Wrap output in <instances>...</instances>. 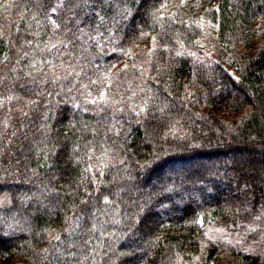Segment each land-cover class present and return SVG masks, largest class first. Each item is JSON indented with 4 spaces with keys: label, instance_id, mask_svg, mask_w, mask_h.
<instances>
[{
    "label": "trees",
    "instance_id": "obj_1",
    "mask_svg": "<svg viewBox=\"0 0 264 264\" xmlns=\"http://www.w3.org/2000/svg\"><path fill=\"white\" fill-rule=\"evenodd\" d=\"M263 249L264 0H0V264Z\"/></svg>",
    "mask_w": 264,
    "mask_h": 264
},
{
    "label": "rangeland",
    "instance_id": "obj_2",
    "mask_svg": "<svg viewBox=\"0 0 264 264\" xmlns=\"http://www.w3.org/2000/svg\"><path fill=\"white\" fill-rule=\"evenodd\" d=\"M202 22L204 23L205 28H204L203 38L200 41V46L204 54L208 57V59H211V60L218 59L217 52L219 49V45H218V39H217L216 26L210 21L207 22L205 19H202ZM4 203L5 201L3 202V204ZM224 263H225L224 257H220V259L217 261V264H224ZM252 264H264V263L258 262V263H252Z\"/></svg>",
    "mask_w": 264,
    "mask_h": 264
},
{
    "label": "snow or ice",
    "instance_id": "obj_3",
    "mask_svg": "<svg viewBox=\"0 0 264 264\" xmlns=\"http://www.w3.org/2000/svg\"><path fill=\"white\" fill-rule=\"evenodd\" d=\"M53 11H55V9H53Z\"/></svg>",
    "mask_w": 264,
    "mask_h": 264
}]
</instances>
